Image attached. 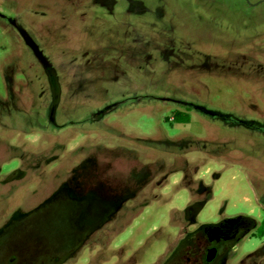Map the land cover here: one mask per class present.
I'll list each match as a JSON object with an SVG mask.
<instances>
[{
  "label": "rangeland",
  "instance_id": "374dc122",
  "mask_svg": "<svg viewBox=\"0 0 264 264\" xmlns=\"http://www.w3.org/2000/svg\"><path fill=\"white\" fill-rule=\"evenodd\" d=\"M238 218L213 264H264V0H0V264H202Z\"/></svg>",
  "mask_w": 264,
  "mask_h": 264
},
{
  "label": "flooded vegetation",
  "instance_id": "af4514ba",
  "mask_svg": "<svg viewBox=\"0 0 264 264\" xmlns=\"http://www.w3.org/2000/svg\"><path fill=\"white\" fill-rule=\"evenodd\" d=\"M244 219L233 220L231 222L228 221V223L221 225L222 232L220 234H216L213 232L214 228H208L206 229V233L208 234V247L206 250L199 255L202 259V264H213L217 259L221 257L224 251H226L229 248H233L236 245V242H234L237 237L241 234H243V231L245 230V224ZM215 248L216 252L211 258L209 257V251L211 249ZM197 255V254H196Z\"/></svg>",
  "mask_w": 264,
  "mask_h": 264
},
{
  "label": "trees",
  "instance_id": "16d2710c",
  "mask_svg": "<svg viewBox=\"0 0 264 264\" xmlns=\"http://www.w3.org/2000/svg\"><path fill=\"white\" fill-rule=\"evenodd\" d=\"M173 119L175 122L182 124H187L190 121L189 114L179 110L174 111ZM257 235L264 236V219L262 220L260 226L257 229Z\"/></svg>",
  "mask_w": 264,
  "mask_h": 264
},
{
  "label": "water",
  "instance_id": "95a60500",
  "mask_svg": "<svg viewBox=\"0 0 264 264\" xmlns=\"http://www.w3.org/2000/svg\"><path fill=\"white\" fill-rule=\"evenodd\" d=\"M233 220H234V219L226 220V221H224V222H221V223L215 224L214 226H212V227H214V229H216V230H214L213 232H215L216 234H220V233L222 232L221 225H224V224L228 223V221L231 222V221H233ZM255 224H256L255 220H252V224H251V226H249V227L247 228V230H248V229H251ZM215 250H216L215 248L211 249V250L209 251V256H211L212 254L214 255L215 252H216Z\"/></svg>",
  "mask_w": 264,
  "mask_h": 264
}]
</instances>
